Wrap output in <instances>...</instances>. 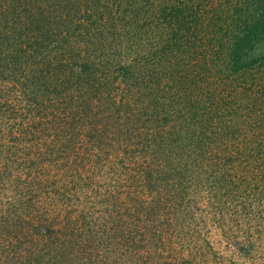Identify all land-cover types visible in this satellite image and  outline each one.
Returning <instances> with one entry per match:
<instances>
[{
	"label": "trees",
	"instance_id": "trees-1",
	"mask_svg": "<svg viewBox=\"0 0 264 264\" xmlns=\"http://www.w3.org/2000/svg\"><path fill=\"white\" fill-rule=\"evenodd\" d=\"M0 264H264V0H0Z\"/></svg>",
	"mask_w": 264,
	"mask_h": 264
}]
</instances>
